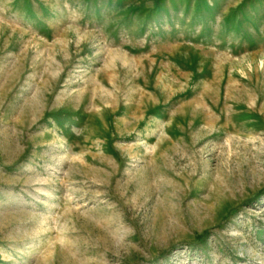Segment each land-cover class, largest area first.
I'll return each mask as SVG.
<instances>
[{"label": "rangeland", "instance_id": "obj_1", "mask_svg": "<svg viewBox=\"0 0 264 264\" xmlns=\"http://www.w3.org/2000/svg\"><path fill=\"white\" fill-rule=\"evenodd\" d=\"M0 264H264V0H0Z\"/></svg>", "mask_w": 264, "mask_h": 264}]
</instances>
